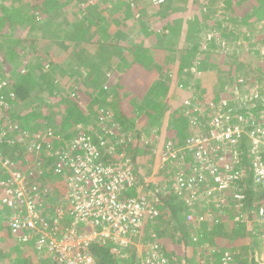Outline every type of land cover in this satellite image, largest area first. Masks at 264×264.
Wrapping results in <instances>:
<instances>
[{"label": "trees", "instance_id": "obj_1", "mask_svg": "<svg viewBox=\"0 0 264 264\" xmlns=\"http://www.w3.org/2000/svg\"><path fill=\"white\" fill-rule=\"evenodd\" d=\"M76 1L9 0V3L6 1L5 4L0 5V34L3 35L2 37L4 38L5 34L12 33L15 30L18 31L15 36L16 41L13 40V43L17 42L18 44L15 49L7 52L4 51L5 46L0 45V67L2 64L8 65L6 72L2 73L0 71V82L2 77H7V83L4 85L0 84V86L2 85L0 87V150L2 157L10 160L12 169L21 172L26 177L27 185L29 182H35V175L33 173L27 174L29 171L26 172V166L24 165L26 157L22 153L24 149L18 143L19 139L25 136V132L36 134L43 141H49L52 145L50 153L56 151L54 150L56 146L62 147L67 140H72L78 133L87 132V135L95 145L100 146L101 141L107 142L106 147L102 149V159L105 163H114L122 159L115 155L116 152L111 151V148L115 147L116 150L126 151V154L131 151L135 152L133 153L134 156L131 157L132 162L140 165L144 157H140L138 152H141V154L145 152L151 155L150 146H147L149 149H144L140 142L144 131H136L137 141L133 145L125 144L124 139L119 140L120 131L122 133L134 131L139 123L146 124V126L149 125V128H152L154 118L157 117V125H159L160 119L169 108L180 106V114L178 111L174 112V121H170L167 129H165L167 130L165 134L167 143H170L175 148L183 147L189 135L193 132L187 113L191 106L188 108L185 106L184 109L182 102H177L179 104L174 105L173 98L170 95L167 96L171 84H176L177 87L178 84L180 87L182 86L183 89L181 88V91L188 88L189 90L192 89V94L188 92L189 95L187 93L184 95L186 99H190L192 105H200L201 102L207 104L212 97L207 100L200 99L196 95L202 86L195 76H199L204 72L208 73V70L210 71L211 69L218 71L220 66H228L222 71H226L233 66L232 64H226L227 61L225 60L229 58L225 59V57L220 56H217L220 57L218 63L214 59L216 56L209 60L208 54L202 60H199L197 55L200 54L201 57L205 55L202 54V51H200L201 53L198 51L199 42L192 47L183 45L180 48V50L188 52L191 57L182 61L177 67H174L171 59L166 60L158 55L164 42L167 43L169 41L168 44L172 43L176 46L179 44L180 32L184 26L188 28L186 33L191 34L194 32V35H196H193L195 39L199 40V36L202 37V35L206 37L208 31L211 30V27L208 26L210 23H207V20H212L215 24L220 23L219 19L216 18L219 12L214 9L215 5L218 4V0H207L208 4L205 0H193L191 3L189 0H162V2L160 0H146L144 2L146 8L144 9L139 7L138 3L134 5L138 15L133 16L132 19H128L124 15L123 6L128 0H114L118 3L117 9L108 12L110 13L108 18L103 19L100 18L102 13L99 14V10L104 9V6L97 2H105L107 4L110 0H89L88 6L85 8V10L89 11V14L83 13L84 17L77 22L78 24H76L75 28L74 24H68V27L63 26L64 34H62L61 39L64 41L67 39V35L72 33V29H78V32L85 39L84 42L78 44V49L72 50L70 46H65L66 53L54 42L47 44V49L43 47V41L39 40L38 34L43 37V35L47 36L53 32L49 16L55 17L57 12L61 14L63 9L73 8ZM225 3L226 11L224 9H222V12L220 11V15L224 18L223 21L229 15L232 16L231 14H234L236 18L233 20L239 19L243 23L247 22L248 25L261 26L264 23V0H225ZM206 4L209 6L208 11L203 9L205 8L203 5ZM148 8H154L155 14L147 16ZM213 15L214 18H212ZM97 17H99V20ZM125 17L128 20H124ZM81 23L83 25L78 27ZM213 23L212 28L214 29L215 25ZM32 26L35 29H32ZM26 29H28V34ZM216 29L220 31L218 38L213 36L214 42L212 44H214V49L221 48V42H224L226 38L233 37L235 34L234 31H229L223 25L216 27ZM174 32L175 34H173ZM88 36L89 38H87ZM261 38H264V36ZM52 39H47V41L50 42ZM90 39L91 41H89ZM129 39L130 43L127 44ZM252 41L256 43V41ZM70 44L72 43L70 42ZM174 50L177 52L178 49ZM161 52L163 51L161 50ZM15 62L23 64L22 68L21 66L19 68L13 67L12 64H15ZM122 62H125L130 67L120 66ZM84 63L90 72V79L88 80L75 75L77 64ZM247 64L241 61L239 65L246 67ZM92 67L97 69L95 70ZM238 67L236 68L237 70H239ZM110 68L113 73L116 72L114 74L119 76L121 83L126 87L125 89H119L121 83L111 85L109 77L105 74ZM247 69L249 70L244 73V76H247L244 83L239 84L237 82L242 89L248 84L250 78L248 76L253 75L251 68ZM11 70L13 71L10 73L9 71ZM95 71H97L96 74ZM122 73L124 74L122 75ZM217 75L218 72L216 73ZM127 77L133 79L127 81ZM238 77V75H235V77H229L230 80L226 78L224 81L219 78L218 83L224 85L228 81L227 85L231 87L235 84ZM254 78L252 76L250 79ZM73 83H76L81 93L80 91H72L74 92L73 94L66 92L73 87ZM252 83L253 81L251 80ZM107 85H110L111 90L106 88ZM180 87L175 89L180 91ZM223 89L220 88L221 91L215 95V98L219 99L221 97ZM73 95L74 97H72ZM263 95L264 93H261V96ZM258 99L261 100L260 98ZM263 103L264 100H261V105ZM88 104H93L92 109L95 110L94 118L92 119L86 117L88 112L85 109V105ZM103 118L105 119L104 121ZM65 123L71 126L68 129L71 132L64 131ZM116 125L121 127L120 131L114 128ZM88 126L91 127L90 131L85 129ZM30 127L34 131H31ZM246 154L245 150L241 156L244 164L247 163ZM193 156L186 158V170L188 172L198 165ZM47 157L48 150L46 149H43L38 155L42 166L46 170L52 165V160ZM134 170H136V179L140 178L141 183H143L145 178L142 174L141 166H139L138 171L135 168ZM50 172L54 173L52 170ZM50 177L51 175L49 174L43 177L44 181L49 182L44 183L41 181L36 184L40 186L43 183L52 189L56 188V182L53 181V177L50 182ZM10 178L11 173L5 168H0V179L5 182ZM40 178L43 180L42 177ZM249 181L250 179L246 177L242 182L245 187L244 193L246 194V204L244 206H236L232 199L228 200L227 198L223 199L221 207L216 208V205L205 206V208H212L209 211L211 214L206 216V218L213 219V221L207 222L203 228L209 244L220 245L222 249L229 246V244H240L242 240H238L246 238L247 223H253L255 227L259 228V234L261 233L262 229L260 228L263 221L259 216V211L264 205V194L261 195L262 197L257 198L258 192L248 183ZM139 185L140 183L124 189L123 197L136 196ZM3 192L4 189L1 187L0 181V201ZM232 192L230 190L225 194L230 197ZM182 203L181 196L176 194L166 195L161 197L160 208L167 211V215L172 219V222L179 224L186 215L183 208L184 203ZM2 208L0 202V214H2ZM186 209L189 213L190 208L186 206ZM231 212L235 216H242V219L233 222L225 219V213ZM161 215L163 214L161 213ZM200 215L204 217L206 214L202 211ZM164 219L163 216H160L158 220L148 224V227L156 225L160 228L159 222L161 221L168 224L170 219ZM4 220L0 216V264H5L6 257L15 247V245H12L13 241H11L9 225ZM182 226L183 224L178 226L180 227L179 232L181 231L182 233H178V235L182 240L181 244L187 246L191 241L189 233L182 231ZM162 228L166 234H161L159 233L160 231L157 232L155 230V233L152 232L153 235L146 237L144 242H139V244H142L140 248L144 251L149 249L152 244L158 243L160 254L164 256V251L167 256L165 258L168 260L170 258L169 252L174 249L173 246L176 243L173 241L175 234L170 231L171 235L168 237L167 233L169 230L166 227ZM200 229L201 227H199ZM164 235V243L168 246L164 249L162 246L161 249L162 238L160 239V236L164 237ZM39 240L38 237L34 236L26 243L27 252L19 253V264L24 263V261V264H37L38 261L36 260L39 259L38 256L40 255L43 258L39 259V261H42L39 264H58L53 257V253L47 247L42 245L41 250L36 247L37 245L39 246ZM113 246L112 244H103L99 241L93 242L90 250L95 258L94 264H141L137 247L132 245L124 249L123 252L128 254L123 252L117 254L112 251ZM28 252L35 256L34 259L36 260H33V257L25 258ZM206 255L209 258L205 256L204 259H210L211 255L213 256L211 253ZM171 261L168 264H173ZM237 261L235 262L237 263ZM253 264H256L254 260Z\"/></svg>", "mask_w": 264, "mask_h": 264}, {"label": "built area", "instance_id": "obj_2", "mask_svg": "<svg viewBox=\"0 0 264 264\" xmlns=\"http://www.w3.org/2000/svg\"><path fill=\"white\" fill-rule=\"evenodd\" d=\"M240 81L244 82L243 78ZM256 101L259 99L246 97L245 103L237 102L233 97L192 105L190 99H186L185 106H191L188 109L193 130L190 138L181 148H175L170 143L165 145L158 164V173L165 172L160 186L154 184L149 193L137 191V195L140 194L133 197H123L124 189L137 184L133 163L130 158L126 162L120 160L116 163H105L102 149L106 147V141H101L98 146L90 137L79 133L62 147L56 146V151L50 153L51 143L37 136L32 144L37 154L43 149L48 150L47 158L53 162L54 173L66 177L67 210L63 212L58 209L54 212L58 218L56 221L50 216L49 220H45L44 216L49 214L42 211L40 204L36 203L39 196L34 191L37 188L24 186L26 177L12 169L10 160L2 157L0 150V168L11 173L8 181L0 179L4 189L1 202L11 212L8 217L11 235L23 245L34 236L38 237L39 246L36 247H47L59 264H68L65 255L70 261L73 260V264H94L95 258L90 247L96 241L114 245L113 251L117 254L132 245L139 250L142 245L139 242L142 243L143 238L155 233L147 235L146 228L161 215L162 196H181L190 208L188 222L195 221L196 218L197 222L204 221V217H197L194 212L196 204H201L203 200L207 203L206 206L216 205L218 208L222 206L223 199H235L238 206H241L245 199L244 194L236 193L229 197L225 193L241 182L248 162L254 172L255 182L264 185V147L258 144L260 131L253 129L257 118L264 121V112L262 109L253 113L258 107L255 105ZM261 134L264 135V126ZM25 140L28 142L25 136L21 137L18 143ZM244 146L247 147L249 159L245 164L241 160ZM191 155H194L198 165L188 172L186 158ZM213 195L219 197L216 204L210 200ZM67 214L71 217L68 224L70 227L61 230ZM259 216L264 223V205ZM42 220L45 222H39ZM158 249V243H154L149 249L142 251L141 263L168 264L169 261ZM222 264H234L232 256L226 254Z\"/></svg>", "mask_w": 264, "mask_h": 264}, {"label": "rangeland", "instance_id": "obj_3", "mask_svg": "<svg viewBox=\"0 0 264 264\" xmlns=\"http://www.w3.org/2000/svg\"><path fill=\"white\" fill-rule=\"evenodd\" d=\"M6 1H7V3H9V0H0V5L5 4ZM145 1L146 0H136V1L135 0H128V2H125L124 6H123V10L125 12L124 15L128 19H132L133 16L138 15V12L135 10L136 7H134V5L136 3H138V6L142 7L144 9V8H146V5L144 6V4H145L144 2ZM198 1H200V0H198ZM201 1H203V0H201ZM88 2H89V0H77L76 4L74 5L73 8H70V9L66 8V10L63 9L61 14L59 12H57V14H55L56 15L55 17L54 16H51V17L49 16V19L51 21V27H52V30H53V32H51L52 34L50 33V35H47V36L43 35V37L41 36V34L40 35L38 34L39 40L41 39L43 41L42 42L43 47L46 48L47 44L49 45L51 42H54L55 44L57 43V45H59V47H61L60 49H62L65 52H66L65 46H70L72 48V50L78 49V44H80L81 42L85 41L79 36L78 29H75V30L73 29L72 33L69 34L67 39L64 41L63 39H61L62 38V34H64V29L63 28L64 27H68V24H70V25L75 24V26H76V23L78 21H80L81 18L84 17L83 13H87V14L89 13L88 10H85L86 6H88L87 5ZM160 2H162V0H160ZM189 2L191 3V2H193V0H189ZM205 2L208 4L207 0H205ZM97 3H100L102 6H104V9H102V11H104V12H101L102 14L100 15L101 19L108 18V14H110L108 12H111L112 10L117 9V7H118V3L115 2L114 0L108 1L107 4L105 2H97ZM207 4L203 5V7H205V8H203V9H205L204 11H208L209 6H207ZM225 5H226L225 0H218V4L215 5L214 9H215V11L219 12L218 13L219 15L216 18L219 19L220 23L219 24H215V23L212 22V20L208 19L207 23H210V24H208V26L211 27V30L208 31V35H206V37L204 35H202V37L199 36V40H197L194 37V36H196V35H194V32H192L191 34L186 33L187 32L186 30L188 28H187V26H184V28L180 32L181 36L179 37L180 39L178 40L179 44H177V46H176L175 44H172L171 42H170L171 44H168L169 41H167V43L164 42L163 45H161L162 47H161L160 52H159L158 55H160L161 57H164V59H166V60H170L171 59L174 67H177V65H180L182 63V61H184V60L188 59L189 57H191V55L188 52H185L184 50H180V48L183 45H188L189 47H192V46L195 45V43L199 42V44H198L199 50L198 51L199 52L202 51L203 55L205 54L202 57L200 56V54L197 55L198 56L197 58L199 60H202L208 54L209 56H207V57L209 58V60H211V58H213L215 56L216 57L220 56V57H225V59L229 58L227 60L224 59L225 61H227L226 64H228V65L232 64L233 66L236 65L234 68L232 66L230 69H227L226 71H222V69H226L228 66H220V68H218V71L211 69L210 71L208 70V73L204 72L203 74H201L199 76H195V78H197L196 80L199 81L201 86H202L200 88L199 93L196 94L197 96H199L200 99L203 98V99H207L208 100L209 98L212 97V99H215L217 101H219V100L223 101V100H226V98H233L234 97V98H236L237 102H241L242 101L244 103L246 101V97L253 98V99L260 98L261 100H264V95L261 96V93H264V73H263L264 72V38H261L262 36H264V23L261 26L248 25L247 22L243 23L239 19L233 20L234 18H236L234 16V14H231L232 16L229 15V17H226V20L223 21L224 18L222 17V15H220V11L222 12V9H224L226 11ZM189 8H191V7H189ZM147 13H148V15H147ZM151 14H155L154 8H148L147 9L146 15L149 16ZM126 17L124 18V20L127 19ZM97 18L99 20V17H97ZM212 18H214V15H213ZM212 23L215 25L214 29L212 28ZM81 25H83V23H81ZM220 25H223L229 31L230 30L234 31L235 34H234L233 37L226 38V40L224 42H221L222 43L221 44V48L214 49V44H212L214 42V37L213 36H216L218 38V34H219L220 30L216 29V27H218ZM33 26H35V25H33ZM33 26L31 28L35 29ZM27 30L28 29H26V32L28 34ZM32 31L34 32V30H32ZM17 32L18 31L15 30L12 33L5 34L7 38L5 37V35H4V38H3L2 37L3 35L0 34V45L5 46L4 51L10 52V51H12L11 49H15V47L18 46L17 42L13 43V40L16 41L15 36L17 35ZM173 34H175V32ZM187 35H189V36H187ZM47 39H52V40L50 42H48ZM252 40L256 41V43H253ZM89 41H91V39ZM70 42L72 44H70ZM128 43H130V39L128 40L127 44ZM123 45L125 46V44H123ZM176 48L178 50H180V51L178 52V50H177V52H175L174 49H176ZM38 50H40V49H38ZM161 50L163 52H161ZM4 51H3V53H4ZM40 51H42V50H40ZM69 55H71V54H69ZM216 57L214 59L218 63L220 61L219 60L220 57H217V59H216ZM209 60H207V61H209ZM241 61L243 63H248L247 66L246 67H241V65H239L241 63ZM206 64H207V62H206ZM12 65H13V67L15 66V67L19 68L21 66V68H22L23 64L15 62V64H12ZM120 66H123L125 68L130 67L125 62H122V64ZM238 66H240V67H238ZM237 67L239 68V70L236 69ZM249 67L251 68V71H252L253 75L251 74L248 77L252 78V76H254L255 78L254 79H250L249 78L248 84L245 85L244 89H242V88L239 87L240 86L239 84L244 83V82H241L240 78H243L244 81L247 79L246 78L247 76H244V73H245V71L249 70V69H247ZM92 68H94V67H92ZM94 69L96 70L97 68H94ZM235 69H236V72H235ZM7 70H8V65L2 64L1 67H0V71L3 73V72H6ZM12 71L13 70H11L9 72L11 73ZM75 72H76L75 73L76 77L80 76V77H82V79H86V80L90 79L89 78L90 77V72L87 69V67L85 66V63L84 64H77V68L75 69ZM96 72L97 71H95V74H96ZM217 72H218V75L216 76ZM114 73H116V72H114ZM114 73L111 70V68L105 73L106 76L109 77V82L111 83V85H115L116 83L117 84L121 83V79L119 78V76H117ZM123 74L124 73H122V75ZM227 75H230V76L227 77ZM235 75H238L239 77L235 81V84H233L231 87L230 86L228 87V85H227L228 81H226L224 83V85H220L218 83V79L219 78L221 80H223V81L226 80V78H228L230 80V78L231 77H235ZM142 77H143V75H142ZM6 79H7V77H5V78L2 77L0 84L4 85L5 83H7ZM130 79H133V78L127 77V81H129ZM251 80L253 81L252 84H251ZM237 82L239 84H237ZM225 85H227V86H225ZM173 86H175V87L173 88ZM178 87H180L179 84H178ZM178 87H177L176 84H171L169 92L167 94V96L170 95L173 98V100H174L173 102H175L174 105L179 104V103H177L178 100L182 101V99L184 98L185 93H187V95H189L188 92H191V94H192V91H191L192 89L189 90V88H188L186 90L181 91V88H182V86H181L179 88L180 91H176V89ZM106 88L111 90L110 85H107ZM125 88L126 87L124 86V84L121 83V85L119 86V89H125ZM220 88H222V89L224 88L222 90L223 94H221V97L219 99H217V98H215V95H217V93H219L221 91ZM261 88H263V89H261ZM226 89H227V91H226ZM72 91H75V92L76 91H80V93H81V90H79L77 88L76 83H73V87L71 89H69L68 91H66V92H70V93L73 94L74 92H72ZM181 92H183V93H181ZM167 96H165V97H167ZM72 97H74V95ZM149 98H151V97H149ZM145 99H146V95H145ZM261 100L255 102V105L258 106V107L255 108L253 113L260 112L262 109H263L262 111L264 112V103L262 104L263 105V108H262ZM92 107H93V104L85 105V109L88 112L86 117L88 119L94 118L93 115L95 114L94 113L95 110L92 109ZM179 109H180V106H175V107L169 108L168 110H171V111L169 113H166L162 117L163 119L160 120L159 127L157 126V117L153 119L154 122L152 123V128H149V125L146 126V124L139 123V124H137L136 128L134 129V131H129V133H122L120 131L121 127L119 125L114 126V128L116 130L120 131L119 140L120 139H124V141H125L124 143L125 144L133 145L137 141V133H136V131H144L143 136L140 139V142L142 143V148H144V149L148 148L149 149V147H147V146H150L151 155H149V154H147L145 152H143V154H141V152H138V153H140L139 154L140 157H144V158H142L143 161H142V163L140 165L138 163L133 164V173L136 174V170H134V168L137 169V171H138L139 166H141V171H142L143 175L146 174L148 171L149 172L152 171L153 175L159 174V176H158L159 179L154 177V176L146 177L144 175V178H145L144 182L141 183L140 178H137L136 179L137 184L140 183V185L138 187L139 188V190H138L139 192L141 191L143 193V191H145V192L149 193L148 189L147 190H141L142 186L143 187L145 186L146 188H147V186H154V184L157 186L164 179L165 172L160 171V173H158L155 169L152 170L154 168V166L152 165L154 163L152 156L155 155L157 157L158 152H159V148H158L157 144L155 143L157 141V139H158L157 136H159V134H160V136L165 134V131H166L165 129L168 127V124H169L168 121H170V120L174 121L173 114H174L175 111H178V113H179L180 112ZM168 110H167V112H168ZM51 112H54V111H51ZM204 114L207 115L208 113L204 112ZM252 115H253V117L255 116V114H252ZM64 120H65V118H64ZM104 120L105 119L103 118V121ZM61 121H63V120H61ZM262 123H264V121L261 118H257L253 129H258L260 131L259 134L261 136L259 138V143L258 144H259V146L264 147V138H263L264 135L261 134V131H262L263 126H264V124H262ZM31 126H33V124H31ZM165 126H166V128H165ZM70 127L71 126L68 123H65V130L64 131L65 132H71V130H68ZM80 127H83V126H80ZM250 127H251V124L249 125V128ZM30 128H31V131H34V130H32L33 129L32 127H30ZM90 128L91 127L88 126L85 129L86 130L88 129V131H90ZM25 133H26L25 137L27 138L28 142L25 140V141H23V143H21V146H22L21 148L24 149V151L22 153L26 157L24 165L26 166V172L29 171V172H27L28 175H30L32 173L35 175L34 176L35 182H29V184L27 186L25 181H23L24 182V186L26 188L27 187H29V188H37L34 191V194L39 196L38 201L36 203L40 204V208H41L42 211H44L45 213L49 214V215L44 216L45 220L47 221L51 217L54 221H56V219H58V218L56 216L57 214H55L54 212H57L58 209H60L63 212L65 210H67V207H66L67 195H62V193H63V190L67 191L68 189H64V185L63 184L60 185L61 180L56 181V179H55V182H56V186L55 187L56 188L52 189L51 187H49V186H47L46 184H43V183H42V185L40 184V186L38 185L41 181L44 182V183L49 182V181H44V178H43V177H46L48 175V171L42 166V163L40 162V159L38 158L37 151L33 147L34 145H32L33 142L35 140H37V138H38L37 135L36 134H30L28 131L25 132ZM107 133H109V132L107 131ZM188 138H190V135H189ZM246 149H247V147L244 146L243 150L245 151ZM119 150H116L115 147L111 148V151L112 152H116L115 155H118L119 157H121L122 159L121 158L120 159L121 160H125V162H126V160H128L129 158L134 156L133 153H135V152L131 151L128 154H126V151H119ZM259 150H261V148H259ZM214 154L217 155V156H222V154H220V153H214ZM7 157H9V156H7ZM130 160L132 161V158ZM157 161L158 160L155 158V164L157 163ZM114 163H116V162H114ZM26 172H24V173H26ZM161 173L164 174V175H162ZM40 177H42L43 180ZM23 178H24V176H23ZM51 181H52V176L50 177V182ZM36 183H38V184H36ZM197 191H198V193H201L199 190H197ZM210 200L214 204H216V203H218L219 197L217 198V196L213 195V196L210 197ZM2 209H3V211H2L3 213L0 216L3 219H6V222L8 223V217H10L11 212L5 213L4 212L5 208H2ZM50 213H52V214H50ZM161 213H163V215H160V216H163V218L165 217L164 220L170 219L168 217V215H167V211L166 210L165 211H161ZM160 216H159V218H160ZM206 216L207 215H204V221L198 222L197 225H200V227H201L203 225L205 226V224H207V222L209 223V222L213 221V219H208L206 221ZM63 220H64V222L61 225V230L63 228H65V227H66V229L68 227H70L68 224L71 222V217L69 216V214H67V215H65V219H63ZM43 221L44 220L39 221V222L42 223ZM54 221H53V223H54ZM195 221H198L197 218H196ZM55 223H57V222H55ZM164 226L169 230V232L167 233V236L170 237V235H171L170 231L172 233L175 232L174 234H175L176 240L179 241L178 233H181V231L179 232V231L174 230L175 228H178V227L176 226V224L174 222H172V219H170L168 224H166V222H165ZM204 226H203V228H204ZM158 228L159 227H157L156 225H154V226H152L150 228L147 227L146 228L147 235L149 233H151V232H154ZM246 229H247V224H246ZM257 230L259 231V228L255 227V225H253V223H251L250 224V231L247 230L248 231L247 233H248L249 236L250 235L254 236L255 234H258ZM203 233H200L201 237H202ZM19 235H21L20 232H19ZM16 240H19V239H16ZM143 242H144V238L142 239V243ZM205 242L207 243L206 239H205ZM194 243H197V242H194ZM174 245L177 248H181V246H178L177 243H174ZM230 245L231 244H229V246ZM221 247L222 246L219 245V247H217V248L221 249ZM177 248L174 250V252H173V250H171L169 252V257H170L168 259L169 262H170V260H172V262L174 260L177 263H180V260L184 259V257H183L184 253L182 252L183 254H180L181 250L180 249L178 250ZM190 252L191 251H189V255L192 253V252L191 253ZM123 253H127V252H123ZM139 253H142V252H139ZM164 254L166 256V253H164ZM224 255H226V253H224ZM249 256H250V253L247 252L246 255L244 256L245 259H243L241 261V264H247V261L250 260ZM255 256L257 257L259 255H255ZM262 256H264V255L259 256V261H260L259 263L264 264V260H261ZM11 258L12 257H8L6 259V264H8L7 263L8 261L10 262V264L13 262V260ZM64 258L68 261V264H70V263L73 264V260L70 261L67 258V255H65ZM257 260H258V258H257ZM141 261H142V259H141ZM198 264H208V263H206L205 260H201L200 259Z\"/></svg>", "mask_w": 264, "mask_h": 264}, {"label": "crops", "instance_id": "obj_4", "mask_svg": "<svg viewBox=\"0 0 264 264\" xmlns=\"http://www.w3.org/2000/svg\"><path fill=\"white\" fill-rule=\"evenodd\" d=\"M97 8V7H96ZM100 12H99V14H101V12H104V11H102V10H99ZM89 14V13H88ZM96 17V16H95ZM101 18V17H100ZM81 20V19H80ZM76 24H78V23H76ZM75 25V24H74ZM81 26V24H79L78 25V27H80ZM76 26H74V28H75ZM77 27V28H78ZM73 30V29H72ZM79 35H80V37L83 39V40H85L82 36H81V34L80 33H78ZM69 36V34L67 35V37ZM89 37V36H88ZM87 37V38H88ZM81 44V43H80ZM175 86H173V88H174ZM177 91V90H176ZM187 97V96H186ZM183 99H185V96H184V98ZM183 99H182V101H180V100H178V102H183ZM171 110H168V112H166V113H169ZM172 113V112H171ZM174 117V116H173ZM163 118H161L160 120H162ZM171 121V120H170ZM170 121H168L169 123H170ZM169 125V124H168ZM158 127H159V125H157ZM163 126V125H162ZM161 126V127H162ZM165 128H166V126H165ZM167 129V128H166ZM165 132H167V130L165 131ZM157 141L155 142L156 144H157V146H158V148H159V152H158V155H157V157L154 155V156H152L153 157V166H154V168L152 169V170H156L157 172H158V164H159V162L161 161V151L165 148V145H166V143L168 142L167 140H166V134H163L162 136H160V134H159V136H157ZM155 158L158 160L157 161V163L155 164ZM246 158H247V154H246ZM247 160L249 161V159L247 158ZM170 165H172V164H170ZM170 168H172V167H170ZM151 169V168H150ZM173 169V168H172ZM162 174V173H161ZM146 177H150V176H154V177H156V178H158L159 179V174H157V175H153L152 174V171H148L146 174H144ZM162 175H164V174H162ZM246 177H248L249 179H250V181L248 182L249 184H251V186H253V189L255 190V191H257L258 192V194H257V198H260V197H262L261 195H263L264 194V186L263 185H259L258 183H256L255 182V180H254V172L252 171V167L250 166V162H248V166L246 167V173L243 175V177H242V179H241V182L238 184V185H236L234 188H233V192H232V195H234V194H236V193H239V194H244V197H245V199H244V201H243V203H242V205L241 206H239V207H242V206H244L245 204H246V194L244 193V189H245V187H244V185L242 184V182L244 181V179L246 178ZM161 184V183H160ZM160 184L158 185V186H160ZM157 186V187H158ZM152 188H153V186H147V188L144 186H142V188H141V190H149V191H151L152 190ZM264 196V195H263ZM4 197V192H3V194H2V197H1V199ZM182 199V198H181ZM233 201L236 203L235 205L236 206H238V202H237V200H235V199H233ZM1 202V201H0ZM182 202L184 203V205H183V208H184V213L186 214L185 215V218H184V220L183 221H181L179 224H183V228H182V230L184 231V233H189V239H190V241H191V243L190 244H188L187 246H185V245H183V244H181V242H182V240H181V238H180V236L178 235V238H179V241H177L176 240V237L174 238V240L173 241H175L176 243H177V245L178 246H181V248H177L175 245L173 246L174 247V249H172L173 250V252H174V250L177 248L178 250L180 249L181 251H180V254H183L184 256V259L183 260H180V263H177L176 261H174L173 260V263L174 264H198V262L200 261V259L201 260H205V262L206 263H208V264H222V261H223V258H224V253H226V254H230L231 256H232V258H233V261H234V264H241V261L243 260V259H245L244 258V256L246 255V253L247 252H249L250 253V256H249V258H250V260L249 261H247V264H253V260H254V262L256 263V264H261V263H259L260 261H259V256H261V255H264V223L262 222V224H261V228L260 229H262V231H261V233L259 234V231H258V234H255L254 236L253 235H248V231L247 230H249L250 231V223H247V229H246V233H245V237L246 238H244V239H240V240H238V241H241V243L240 244H236V245H233V244H231L230 246H227L226 248H221V249H219V248H217V247H219L218 245H212V244H209L208 242L206 243L205 242V239L207 240V238L205 237V234L203 233L204 231L202 230L203 229V226H201V229L199 230V227H200V225H197V221H192V222H188L187 221V215H189L191 212H187V209H186V203H185V201H184V199H182ZM182 203V204H183ZM201 204H196V206H199V207H196L195 206V208H194V212H195V215L198 217L199 215H200V213L203 211L207 216L208 215H210L211 213H209V211L212 209L211 207H209V208H205V206H206V202L203 200V201H201L200 202ZM1 206L3 207V208H5L6 206L5 205H3V203L1 202ZM215 209V208H214ZM181 210H183V209H181ZM161 211H165L164 209H162ZM5 213H7V212H9V210H7V209H5V211H4ZM3 213V212H2ZM164 213V212H163ZM162 213V214H163ZM1 215V214H0ZM202 215H200V217H201ZM224 217H225V219H228V220H232V222L233 221H239V220H241L242 219V216H235V214L233 213V212H231V213H225V215H224ZM165 218V217H164ZM176 224V226L178 227L179 226V224L178 223H175ZM159 226H160V228H158L156 231L158 232V231H160L159 233H165V230L162 228V226L163 227H165L164 226V222L163 221H161V222H159ZM151 227V226H150ZM149 227V228H150ZM163 229V230H162ZM174 230H176V231H179L180 230V227H178V228H175ZM205 230V229H204ZM175 233V232H174ZM173 233V234H174ZM200 233H203L202 234V237H201V234ZM166 234V233H165ZM11 236V241H13V244L12 245H15V247H14V249L9 253V255L6 257V259L8 258V257H12L11 259L13 260V262L11 263V264H19V260H20V255H19V253H22V252H24V253H26L27 252V249H26V247H25V245H23V244H21V243H19L12 235H10ZM192 236V237H191ZM162 238V239H161ZM184 238L186 239V240H188L187 238H186V236H184ZM183 238V239H184ZM199 238V239H198ZM160 239H161V245H160V248L162 249V246H163V249L164 248H166V246H168V245H165V235H164V237L162 236H160ZM196 240V241H195ZM163 241V242H162ZM166 241H167V239H166ZM194 242H197V243H194ZM181 244V245H180ZM207 244V245H206ZM3 246H4V244H2ZM5 247V246H4ZM218 249H216V248ZM229 247V248H228ZM169 248V247H168ZM140 250V252H142V250H141V248L139 249ZM138 250V251H139ZM208 250V251H207ZM113 251V250H112ZM124 250H122V252H123ZM189 251H191L190 253V255H189ZM205 251H207V253H205ZM114 252V251H113ZM121 252V253H122ZM183 252V253H182ZM213 254V256L211 255V258L210 259H204V257L205 256H207V258H209L208 257V255H206V254ZM163 254H164V251H163ZM255 255H259V256H255ZM41 256V255H40ZM40 256H38V258L40 259V258H43V257H40ZM164 256H165V254H164ZM163 256V257H164ZM28 257H33V260H36V259H34V257L35 256H33L30 252H28V255H26V257L25 258H28ZM141 257H142V253H140V259H141ZM165 257H167V256H165ZM248 258V259H249ZM257 258H258V260H257ZM6 259H5V264H6ZM39 259H37L36 261H38L37 262V264H39V262L41 263L42 261H39ZM238 260V261H237ZM261 260H264V256H262V259ZM35 261V262H36ZM235 261H237V263L235 262ZM172 262V261H171ZM188 262V263H187ZM8 264H10V262L8 261L7 262ZM24 263H25V261H24ZM24 263H20V264H24Z\"/></svg>", "mask_w": 264, "mask_h": 264}, {"label": "clouds", "instance_id": "obj_5", "mask_svg": "<svg viewBox=\"0 0 264 264\" xmlns=\"http://www.w3.org/2000/svg\"><path fill=\"white\" fill-rule=\"evenodd\" d=\"M185 100H186V98L185 99H183V102H182V104H183V108L185 109V104H184V102H185ZM188 114H189V111L187 112ZM79 134V133H78ZM77 134V135H78ZM83 134H85V135H87V132H83ZM88 136V135H87ZM89 137V136H88ZM68 141V140H67ZM66 141V142H67ZM52 166H53V162H52V165H50L49 167H51V169H50V171L52 170L53 171V169H52ZM47 171H48V174L49 175H51L52 177H53V181H55V179H56V181H58V180H61V183H60V185H64V189H66V177L65 176H63V175H61V174H55V173H51L50 171H49V168L47 169ZM56 185V184H55ZM66 190H63V193H62V195H66ZM5 209H7V210H9L8 208H6L5 207ZM9 212H10V210H9ZM6 220V219H5ZM15 238V237H14ZM16 239V238H15ZM18 241V240H17Z\"/></svg>", "mask_w": 264, "mask_h": 264}]
</instances>
